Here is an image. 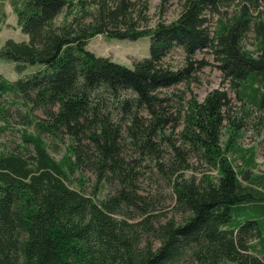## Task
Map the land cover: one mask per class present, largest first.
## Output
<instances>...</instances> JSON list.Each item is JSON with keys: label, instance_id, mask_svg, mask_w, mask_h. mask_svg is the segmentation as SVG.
I'll use <instances>...</instances> for the list:
<instances>
[{"label": "trees", "instance_id": "16d2710c", "mask_svg": "<svg viewBox=\"0 0 264 264\" xmlns=\"http://www.w3.org/2000/svg\"><path fill=\"white\" fill-rule=\"evenodd\" d=\"M12 3L27 38H6L0 57L19 71L40 66L13 80L0 77V120L10 105L24 106L25 122L35 120L65 150L55 158L40 132L26 129L27 154L0 150V264H264L255 253L264 252V172L249 175L233 163L232 154L243 158L247 149L238 144L227 88L214 87L202 100L189 96L177 115L161 92L195 79L208 61L194 55L209 49L236 96L264 110V0H180L176 17L153 25L148 0ZM97 34L149 36V54L127 66L87 47ZM177 47L184 64L164 65ZM181 121L182 141L207 166L200 174L166 133ZM154 139H166L175 156L164 160ZM147 169L167 181L180 221L153 222L156 201L139 190ZM85 170L94 185L113 184L105 197L85 191ZM76 171L77 186L70 177Z\"/></svg>", "mask_w": 264, "mask_h": 264}, {"label": "rangeland", "instance_id": "374dc122", "mask_svg": "<svg viewBox=\"0 0 264 264\" xmlns=\"http://www.w3.org/2000/svg\"><path fill=\"white\" fill-rule=\"evenodd\" d=\"M180 9V0H148V14L150 17V24L153 25L158 19L171 20L178 14ZM14 38L17 40L26 39L27 34L24 33L17 24L16 13L13 9L12 0H0V46L3 44L6 38ZM87 47L99 55L109 56L111 59L121 62L127 66H133L134 61L137 59L148 56L149 54V36H141L137 39L127 38H112L107 37L104 34H97L91 37L87 43ZM195 58H204L208 63L204 64L201 68H197L194 72L193 79L188 84L185 81H181L175 85L164 87L161 92L171 97L168 101V111L177 115L183 111L185 107L186 98L191 95L196 96L198 100H202L209 90L214 87L227 88L228 93L231 96V112L230 119L239 124V131L241 135L238 137V144L247 149L244 152V156H236L239 151L233 153L235 156L233 163L236 168L243 166L246 168V172L250 174H260L264 172V110L256 107L252 102L244 99H239L235 92L229 88L227 82L225 83L222 78V73L215 65V60L212 57L209 49L198 50ZM15 62L10 59L0 57V77H4L8 80H13L20 75L29 73L37 69L39 63H28L23 71H19ZM164 65L171 68H178L184 64V54L181 48H174L170 53L164 57ZM194 65L196 63L194 62ZM197 77V78H196ZM183 96V97H181ZM2 98L9 100L13 98V95H3ZM25 107L12 104L8 108V119L0 120V126H3L7 122L4 128L0 129V150L5 151H19L22 154H27L24 145L28 150H31V144L24 142L21 137L22 130L26 129L30 132H40L36 128L35 120H28L25 122L24 118L20 114H24ZM34 114L44 117V113L39 108H34ZM182 116V114H181ZM39 119V118H38ZM166 129V133L170 135L171 141L187 154V160L191 166L190 171L195 174H200L202 170H207L206 164L199 158L189 147L182 141L179 134V130L182 127V121L174 128L170 127ZM172 128V131H171ZM41 136L49 143L48 150L55 157L60 158L65 150V143L60 138H53L46 132L41 131ZM123 144L126 145L124 154L131 153V146L129 137L123 133ZM226 137L223 130L222 138ZM64 138L67 140V136ZM155 140V139H154ZM158 140V139H157ZM160 143L159 148H162L161 153L166 160L169 157L175 156V151L171 147L170 143L165 139L164 141H156ZM249 150H253V155L250 157ZM231 156V155H230ZM251 162L253 164H246L245 162ZM83 185L87 193H92L96 199L103 198L111 191L113 184L107 183L95 184V176L89 171H83ZM78 172H71L70 177L73 180L72 185L77 186ZM243 175V174H242ZM242 175L240 176L242 181L245 182ZM139 190L143 193H147L155 199V207L152 210L153 222L157 220H164L168 217H174L177 221L181 220L182 213L174 210V198L171 195L170 187L167 181L161 177L154 169L144 171L143 175L139 178ZM253 241L256 239L253 238ZM158 242L155 240V245ZM260 257H264V252L257 251ZM174 264H193L190 258H183L178 260ZM225 264H234L227 262Z\"/></svg>", "mask_w": 264, "mask_h": 264}]
</instances>
